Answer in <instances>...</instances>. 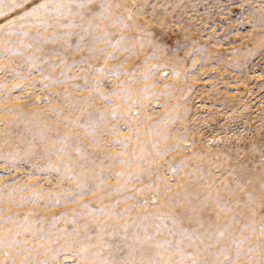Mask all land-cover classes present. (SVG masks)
Returning a JSON list of instances; mask_svg holds the SVG:
<instances>
[{
    "label": "rangeland",
    "instance_id": "1",
    "mask_svg": "<svg viewBox=\"0 0 264 264\" xmlns=\"http://www.w3.org/2000/svg\"><path fill=\"white\" fill-rule=\"evenodd\" d=\"M0 264H264V0H0Z\"/></svg>",
    "mask_w": 264,
    "mask_h": 264
}]
</instances>
